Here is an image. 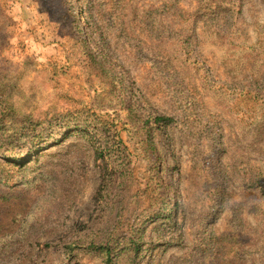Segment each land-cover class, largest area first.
<instances>
[{
    "label": "rangeland",
    "instance_id": "1",
    "mask_svg": "<svg viewBox=\"0 0 264 264\" xmlns=\"http://www.w3.org/2000/svg\"><path fill=\"white\" fill-rule=\"evenodd\" d=\"M0 264H264V0H0Z\"/></svg>",
    "mask_w": 264,
    "mask_h": 264
},
{
    "label": "trees",
    "instance_id": "2",
    "mask_svg": "<svg viewBox=\"0 0 264 264\" xmlns=\"http://www.w3.org/2000/svg\"><path fill=\"white\" fill-rule=\"evenodd\" d=\"M161 120L163 119V118H160Z\"/></svg>",
    "mask_w": 264,
    "mask_h": 264
}]
</instances>
